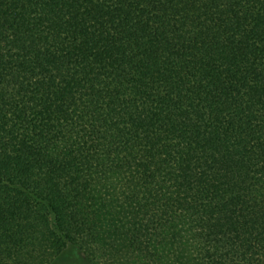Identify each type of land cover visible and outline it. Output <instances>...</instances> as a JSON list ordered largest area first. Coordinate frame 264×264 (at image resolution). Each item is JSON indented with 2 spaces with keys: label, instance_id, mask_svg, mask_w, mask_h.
<instances>
[{
  "label": "trees",
  "instance_id": "trees-1",
  "mask_svg": "<svg viewBox=\"0 0 264 264\" xmlns=\"http://www.w3.org/2000/svg\"><path fill=\"white\" fill-rule=\"evenodd\" d=\"M264 264V0H0V264Z\"/></svg>",
  "mask_w": 264,
  "mask_h": 264
},
{
  "label": "rangeland",
  "instance_id": "rangeland-1",
  "mask_svg": "<svg viewBox=\"0 0 264 264\" xmlns=\"http://www.w3.org/2000/svg\"><path fill=\"white\" fill-rule=\"evenodd\" d=\"M75 254L77 255L79 254L78 257L81 256L80 253H78V251H75V249L70 247L69 250L65 252L63 256L64 260H62L61 264H89L85 260L77 259ZM99 263L100 264H114L112 261H109L108 259H102L100 260Z\"/></svg>",
  "mask_w": 264,
  "mask_h": 264
}]
</instances>
